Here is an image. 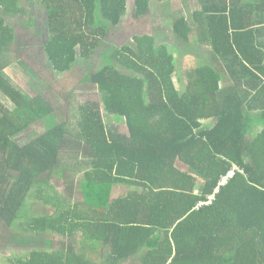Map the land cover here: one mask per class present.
<instances>
[{
	"label": "trees",
	"instance_id": "trees-1",
	"mask_svg": "<svg viewBox=\"0 0 264 264\" xmlns=\"http://www.w3.org/2000/svg\"><path fill=\"white\" fill-rule=\"evenodd\" d=\"M28 1L0 0V98L15 107L0 103V257L264 264V0H192L188 15L173 13L179 0H34L48 12L54 72L105 59L83 80L103 105L79 104L73 116L9 78L15 61L44 86L41 74L7 57L18 40L8 20L32 24ZM154 15L167 23L155 28ZM206 48L233 86L222 87ZM34 197L47 215L27 209ZM16 229L30 236L16 238ZM23 239L44 248L16 254Z\"/></svg>",
	"mask_w": 264,
	"mask_h": 264
},
{
	"label": "rangeland",
	"instance_id": "rangeland-1",
	"mask_svg": "<svg viewBox=\"0 0 264 264\" xmlns=\"http://www.w3.org/2000/svg\"><path fill=\"white\" fill-rule=\"evenodd\" d=\"M33 1L34 0H29L24 5L27 12H29L27 19H29V21H31L30 23L32 24H28L27 21L21 18L8 20V23L15 27L18 40L11 46L9 52L7 53V57L10 61L11 59L13 60L17 58L18 60L24 62L31 71L41 74L44 86H40L39 84L35 83L32 79V75L30 73L28 74V71H26L21 65H18L15 61L12 68L7 71L10 80L16 84V87L22 88L26 93L33 96L34 98L37 96H43V98L46 99L55 110H58L64 106H69L68 113L71 116L75 115L79 104L95 101L100 105H103L99 92L93 91L90 86H87L85 83H83V80L91 72L99 70L101 65L105 63V59L100 56L101 54H99L90 61L79 60L78 63L73 67V70L68 73L60 74L54 72L45 52V44L47 43L50 34L49 29H47L48 23L46 19L48 12L46 10L44 11L41 6H37L32 3ZM29 2H31V4H28ZM174 4L175 6H173V13L175 15H178L179 12H181V14L186 13L188 15L193 5L192 0H179V2ZM152 6L153 11L155 12L156 3H153ZM37 10L39 12H37ZM0 17H4L3 10H0ZM154 18L153 26L155 28H161L163 24L167 23V21H164L165 23H161L159 20L160 18L156 15H154ZM170 20H168V22H170ZM127 25L128 20L126 19L124 22H122L120 27L116 28V32L122 31L123 27H127ZM138 28H140V25L137 26V29ZM147 28L150 27L147 25L146 31L148 30ZM122 34L123 31L119 38H121ZM119 38L115 37L112 39V41L119 43ZM160 41L166 40L162 36ZM131 44H133L132 41ZM195 50H198V48L196 47ZM0 103L6 106L12 113L15 112V107L5 97L0 98ZM105 117L107 121L109 118L107 117L106 113ZM111 123H116V126L121 124L119 121H111ZM44 129L45 128L39 130L44 132ZM75 154V151L69 152L66 158L71 160L70 158L74 157ZM54 181L55 182L53 185L57 188V190L60 189L63 191V193L67 191V189L65 190L62 185H59V181L56 178H54ZM81 198L82 197L79 192L73 197L74 200L78 201H80ZM27 209H30L31 212H38V214L47 215V207H45L43 204L41 205L35 197L33 200L31 199L29 201ZM16 232L18 233L15 234L16 238L30 236V234H25L23 236L21 233H24V231H21L20 229H16ZM48 234L49 233H47V235ZM42 238H45V236L43 235ZM26 239L21 240L22 249L16 254H23L22 251H29L31 247L36 248V246H38L39 249L44 248L43 241H38L35 243L32 242L31 244H28ZM58 240H60V237L52 235V241ZM13 254V251L6 250L5 254L0 257V264H10L9 259L12 258ZM133 262L134 261H131L128 264H132Z\"/></svg>",
	"mask_w": 264,
	"mask_h": 264
},
{
	"label": "crops",
	"instance_id": "crops-1",
	"mask_svg": "<svg viewBox=\"0 0 264 264\" xmlns=\"http://www.w3.org/2000/svg\"><path fill=\"white\" fill-rule=\"evenodd\" d=\"M205 50L206 51L202 52L203 55L205 57L212 58L213 63L211 65L214 66L215 68H217L218 70H220L224 74V82L222 83V87L233 86V81L230 79L229 74L227 73L226 66L224 65V63L222 61L214 60L215 58L211 55L210 48H206ZM206 64H208V63H206ZM245 77H246V75H245ZM174 84H175V86H177V84H178L177 81L174 80ZM205 125L206 126H216L217 125V120L214 119L212 121H207L205 123ZM259 129H261V128L260 127L257 128L255 133L258 132ZM118 192H119V189L117 188L115 195H119V194H117Z\"/></svg>",
	"mask_w": 264,
	"mask_h": 264
},
{
	"label": "built area",
	"instance_id": "built-area-1",
	"mask_svg": "<svg viewBox=\"0 0 264 264\" xmlns=\"http://www.w3.org/2000/svg\"><path fill=\"white\" fill-rule=\"evenodd\" d=\"M232 175H233V173H231V175H230V176L232 177ZM226 182H227V178L225 179V182H224V183H226Z\"/></svg>",
	"mask_w": 264,
	"mask_h": 264
}]
</instances>
